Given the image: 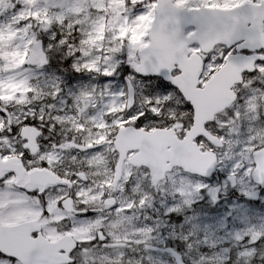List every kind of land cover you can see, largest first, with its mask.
<instances>
[{
  "label": "snow or ice",
  "instance_id": "snow-or-ice-1",
  "mask_svg": "<svg viewBox=\"0 0 264 264\" xmlns=\"http://www.w3.org/2000/svg\"><path fill=\"white\" fill-rule=\"evenodd\" d=\"M125 2L133 7L137 17L147 16L155 6V0ZM181 2L189 15L179 26L169 24L168 31L179 27L182 34L190 33L184 37L191 41L190 48L200 49L196 37L203 39L215 29L230 26L233 17L238 18L243 25V31L231 42L220 41L204 56L200 83L196 87L204 88L209 78L215 75L216 66L224 64L226 59L254 57L257 67L246 69L242 75L252 81L253 91H264V79H253L259 77L260 69L264 68V45L255 47L249 44V35L255 30V19L259 18L261 25H264V0ZM32 20L31 16L27 20H20L17 27L30 25ZM40 32V35L33 33V39L43 53V63L37 62L28 68L24 65L20 67L32 73L27 77L30 83L37 81L31 95L47 93L45 100H51L52 103L47 106L44 103L33 104L25 108L24 112L12 113L20 119L17 123H7L0 131V159L17 155L24 169L29 172L37 167H51L49 161L41 157L61 142L60 137L53 138L58 130L53 117L63 115L68 104L73 102L75 85L90 80H97L104 87L118 86L113 92L118 97L117 107L124 104L127 98L132 100L130 105L106 114L105 123L109 128L107 143L111 144L120 133L121 124L126 131L146 133L156 128L176 131L178 126L176 135L180 141H184L192 131L196 123V107L174 82L183 74V69L178 62H174L171 67L161 66L157 58L158 49L150 37H145V40L151 47L143 50H138L131 39L125 37L119 49H114V54L103 66L97 64L95 68H90L89 64L94 59L92 52L104 53V49L81 39L77 26L67 33L55 25L44 27ZM117 39L120 38L117 36ZM77 44L88 45L90 50L77 48L70 51ZM114 45L115 41L109 42V47ZM28 63L25 57V64ZM141 64L147 70H138ZM240 87L243 88V83ZM246 100L247 96L243 92L237 93L232 107L226 108L224 113H217V119L205 121L204 131L193 137V143L205 145L217 156L206 171L190 172L183 165H174L167 174L159 176L155 184L151 177L145 179L142 187L146 196L135 192L138 181L135 176H129L124 183V190L133 199L124 205L111 203L104 213H97L95 208H89L86 203L76 204L77 219L95 221L100 216L105 219L104 225L90 239L77 241L71 251L66 252L69 257L67 264H108V258L102 250L112 247L114 235L108 230L112 226V214L122 211L131 219L138 206L149 202L148 196L151 197V207L147 209L144 224L152 231L155 244L138 252H125L119 264H240L245 247L255 252L250 264H264V234L255 240L251 236L244 237L243 247L214 243L222 241L232 230L242 226L247 218L257 214L264 217V136L257 138L256 132L250 130L243 141L230 148L229 120L234 122L241 117L239 106ZM8 107H0V119L4 121L8 120ZM41 110L47 114V118L40 115ZM257 122L264 127V109H258ZM25 128L39 131L40 135L36 137L38 151L33 152L31 147H26L29 138L24 135ZM113 128L115 132L111 131ZM95 130L99 131L98 128ZM206 133L218 140L222 139L224 143H214ZM5 139L9 145L4 144ZM103 147L94 145L90 149L74 151L97 152L102 151ZM113 150L118 153L114 146ZM205 150L201 148V151ZM144 171L151 170L145 167ZM15 175L14 169L0 172V213L10 215L18 209L29 208L34 199L40 202L42 215L48 217L49 200L59 192L61 186L26 187L11 183ZM185 180L188 182L185 183ZM69 198L79 200L78 189L71 192ZM102 199L107 200V194ZM63 203V200L57 201V207L61 210ZM141 211L144 209L141 208ZM59 223L64 225V231L71 230L72 224L68 217ZM41 231L33 229L31 237H39ZM61 252L65 250L61 249ZM5 261L20 264L19 257L0 250V264H5Z\"/></svg>",
  "mask_w": 264,
  "mask_h": 264
},
{
  "label": "rangeland",
  "instance_id": "rangeland-1",
  "mask_svg": "<svg viewBox=\"0 0 264 264\" xmlns=\"http://www.w3.org/2000/svg\"><path fill=\"white\" fill-rule=\"evenodd\" d=\"M93 1L94 0H10L12 6L7 4L5 6L4 13L13 14L12 9H16L17 14L19 16H14L9 20L5 21V38L7 41H15L11 44L10 47H18L22 50L26 49L30 43L31 35L36 29L50 27L51 21L47 19V16L42 14L39 15L41 12L48 9L56 10L54 11L53 19H60L61 23L65 21L67 22V17L71 22L72 19L77 20V17H80V22L76 25L78 28H80L85 21L84 19H81V17L84 15V8L81 5L83 4V6L87 9V3L84 2L92 4ZM237 2H241V0H237ZM175 3L181 7H185L184 3H182L181 0H175ZM56 5H62V7H56ZM94 6V8L96 9H102L104 7L102 3L98 2L94 3ZM94 14L95 11L92 10L89 13V17H99V15ZM30 16L33 17V20L31 21L30 25H26L22 28L17 27L18 21L27 20ZM99 21L100 19H91L89 23H86V26H93V24H96ZM109 23L112 24L113 19H110ZM24 37H27V39H24ZM80 37L81 39L88 40L89 43H101L106 47H109L108 44H104L102 36H94V30L92 29V27L88 29L86 35H82ZM112 41H115V47L117 40L114 32L112 33ZM77 45L80 46L79 44ZM1 57L4 58V55H1ZM218 68L219 66L217 65L215 68V72L218 70ZM260 72L261 75L253 79H264V68L260 69ZM243 89V93L247 96V100L244 104L239 106L242 115L239 119L234 121L237 122L236 128H234L230 124L228 126V132L230 135V148L236 147L237 144L243 141L247 137L248 132L250 130L256 132L257 138H259L260 136H264V127H262L260 123L257 122L258 109H262V106L260 105V103H258V100L260 96L264 93V91H253V88L249 87H244ZM241 125H243V127H241ZM176 131H178V126ZM137 173H139V175H137ZM129 176H135L138 181L135 188V192L139 193L141 196H146L147 193L142 187V185L145 179L149 178L148 172H145L144 168L135 169L131 170L128 177ZM187 182L188 181L185 180V183ZM162 186L163 183L161 184V188ZM147 198L149 203L141 204L140 206H138L134 210L131 219H129L128 216L121 211L119 216V224H122L123 228L122 234L120 235V239L124 238L125 243L122 244V248L119 251L116 250V252H112L109 257H107L109 259V263L113 262V264H119L121 258L124 257L125 252H135V250L133 249L134 247H136V252H138L141 251L140 247L143 248L144 246L146 248H150L151 246H154L155 237L152 231L149 230V227L144 224V217L147 215L148 209L146 208V205H151V197L148 196ZM132 199L133 196L125 191V196L123 197L121 205L128 203ZM139 208H143L144 211L142 212ZM121 219L123 220L122 223ZM261 234H264V217H261L257 214L244 220L242 222V226L232 230V232L226 235L222 241L218 240L214 241V243H228L231 244L233 247L237 245L243 247L244 237L251 236L252 239L255 240L258 239ZM253 254H255L253 249L245 247L244 251L241 253L240 264H250V260ZM133 264H136V262H133Z\"/></svg>",
  "mask_w": 264,
  "mask_h": 264
},
{
  "label": "water",
  "instance_id": "water-1",
  "mask_svg": "<svg viewBox=\"0 0 264 264\" xmlns=\"http://www.w3.org/2000/svg\"><path fill=\"white\" fill-rule=\"evenodd\" d=\"M251 15L258 16V14H250V16ZM184 19L185 17L177 13L174 25L179 26ZM232 20L233 22L230 26L215 29L207 35L205 37V44H209L211 40L215 41V43H219L222 40L225 41L226 38L237 35V31L243 30V25L238 18L233 17ZM255 31L259 32L256 34L255 39L260 40L264 45V35L260 33L261 27L259 18L255 19ZM254 33L255 32H253V34ZM189 43L190 42L186 41V38L184 42L182 33L179 27H177L171 32V38H169V46H167V49L183 47L181 56H179V65L183 69V74L174 82L179 85L186 98L194 102L196 107V123L184 141L177 140L171 131L161 130V132L143 136V144H141V152H139V158H137V166L144 165L151 170L150 176L153 184L156 183L159 176L165 175L169 169L177 164L183 165V167L190 172H204L211 167L215 162V158L212 159L209 154H200L199 148L193 143V137L201 132L205 118L210 113H215V111H217L216 106L219 104V99L216 98L220 97L222 92L225 94L234 81L235 83L240 81V74L246 69V65L251 69L254 63V59L239 61V67L236 65L233 66V63H231L229 67L224 68L219 74H216L215 77L206 84L204 90H196L197 80L201 72V65L199 63V66H197V74H195L194 79V70L196 66L184 60V54H187L186 46ZM166 55L167 54H165V56ZM236 73L237 76H235V80L231 79ZM225 97L226 96L222 94L221 99L224 100ZM231 101L232 97L229 98V103H231Z\"/></svg>",
  "mask_w": 264,
  "mask_h": 264
},
{
  "label": "flooded vegetation",
  "instance_id": "flooded-vegetation-1",
  "mask_svg": "<svg viewBox=\"0 0 264 264\" xmlns=\"http://www.w3.org/2000/svg\"><path fill=\"white\" fill-rule=\"evenodd\" d=\"M244 87L253 88L252 81L248 77H245V76H244V81H243V88ZM243 88L238 86L237 90H239V92L241 93V92L244 91ZM258 103H260V105L262 106V109H264V96L263 95H262V97L259 98ZM11 183H14V178L13 177H12ZM38 204H40V202L33 199V201L31 202L32 206L28 208V211H27V213L25 215V220H31L33 218L34 212H35L36 208L38 207ZM8 215L9 214L0 213V219H5Z\"/></svg>",
  "mask_w": 264,
  "mask_h": 264
}]
</instances>
